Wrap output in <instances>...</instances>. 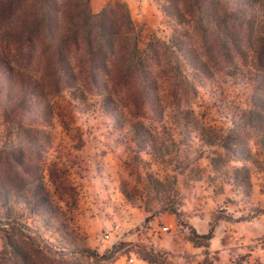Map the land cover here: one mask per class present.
<instances>
[{"label":"rangeland","instance_id":"1","mask_svg":"<svg viewBox=\"0 0 264 264\" xmlns=\"http://www.w3.org/2000/svg\"><path fill=\"white\" fill-rule=\"evenodd\" d=\"M31 1L0 0V84L23 68L36 83L23 106L0 100V203L19 186L42 184L44 199L64 212L66 238L76 244L56 256L80 264H125L128 257L135 264H264V172L242 159L241 151L249 147L252 158L261 160L252 145L258 130L236 127L230 151L197 139L186 146V137L172 125L180 111L197 125L224 127L221 110L243 106L251 92L248 83L223 85L213 79L218 75L214 47L202 52L194 28L171 23L168 0L88 1L93 13L108 8L103 21L110 34L124 27L119 3H126L153 74L149 95L126 71L118 49L113 53L106 42L96 54L103 79L88 76L86 61L66 82L59 71L39 63L44 56L40 46L28 52L19 34L5 28L21 20L11 13L9 21L6 8L12 5L18 12ZM77 2L59 0L58 17L52 19L56 31L69 22L63 9L74 14ZM175 27L178 39L172 36ZM173 41L179 48L171 47ZM186 49L192 50L197 70L189 76L185 71L187 80L180 75L184 65L179 63L177 72L175 55H170ZM83 52L74 45L64 49L74 62ZM6 126L17 128L20 144L6 139ZM155 179L164 183L161 194ZM22 201L16 210L26 218ZM161 201L177 213L161 212ZM27 222L37 225L35 219ZM4 247L0 233V253Z\"/></svg>","mask_w":264,"mask_h":264},{"label":"trees","instance_id":"2","mask_svg":"<svg viewBox=\"0 0 264 264\" xmlns=\"http://www.w3.org/2000/svg\"><path fill=\"white\" fill-rule=\"evenodd\" d=\"M88 1L79 0L75 5L78 10L74 14L70 11L66 13L63 9L62 16L69 17V22L57 31L53 28L52 19L58 17L54 11L59 0H32L22 5L18 12L17 8L10 5L6 8L8 13L5 17L12 21L9 15L13 13L14 16L21 18L20 25H15L12 21L7 23L5 28L10 34L14 31L19 34L21 41H25L28 52L40 46L44 56L43 59L37 58L39 63L59 71L66 82H69L70 77L74 78L75 68L84 66L86 61L89 64L84 70L88 76L94 81L102 80L103 75L96 65L98 60L96 54L98 47L106 42L112 47L113 53L114 47L118 49L122 62L128 66L126 71H131L133 79L144 89L143 93L149 95L147 85L152 80L153 74L144 62L145 49L139 46L140 33L135 28L126 3L123 1L119 3L123 9L121 18L124 20V27H120L112 35L104 31L103 17L108 8L93 13ZM168 1L173 4V8L167 6L165 10L171 23L176 22L179 26L187 25L188 29L194 28L202 52H208L209 48L214 47L216 56L214 55L212 61L217 67L218 75L215 76L220 78L214 76L213 79H220L223 85L232 83L240 86L248 83L251 89L243 106L224 107L221 110L224 127L197 125L188 115L179 116L182 113L177 111L172 119L174 130L177 129L178 133L190 139L184 140L186 146H191L197 139L202 145L219 146L231 151L235 147L233 142H235L236 127H256L258 136L252 145L255 153L258 152L262 158L261 160L255 156L252 158L251 149L248 147V151L241 148L244 152L242 159L253 162L264 172V0ZM2 25L3 22L0 26ZM188 31L184 32L188 34ZM172 36L177 39L181 36L179 28H174ZM171 43L173 49L179 48L176 42ZM70 45L84 49L76 62L64 53L66 46ZM179 51L178 54L170 52V55H175L177 72L180 70L179 63L184 65L186 70H180V75L187 80L185 71L188 76L197 72L193 64L194 58L190 56L193 52L190 49ZM220 56H223L224 62L218 61ZM238 62L243 63V67H238ZM221 64L224 65L220 66ZM28 71L24 68L17 69L14 74L9 73L7 82L0 84V100L4 105L19 107L26 103L28 95L36 85L32 77L33 73ZM30 72L32 75L29 74ZM197 79L199 80V77ZM117 102L120 103L119 100ZM5 128L6 139L10 143L20 144L21 137L17 128L14 126ZM152 147L157 150L159 144L154 142ZM154 181L161 186L156 188V191L163 193L164 183L157 179ZM19 187H21L20 191L10 197H3L0 203V233L5 237V247L0 253V264H80L78 260L71 261L65 255L56 256L64 248L76 246L73 239L65 236L66 226L62 209L58 208L55 202L53 204L44 199L42 184L29 182ZM21 199L29 211L26 218L16 210ZM162 203L161 201V212L177 213L175 206ZM27 218L37 221L35 228L29 225ZM45 231H49L48 237H45ZM32 237L35 243L29 242Z\"/></svg>","mask_w":264,"mask_h":264},{"label":"built area","instance_id":"3","mask_svg":"<svg viewBox=\"0 0 264 264\" xmlns=\"http://www.w3.org/2000/svg\"><path fill=\"white\" fill-rule=\"evenodd\" d=\"M163 230H166V227H163ZM106 238L109 237V235H105ZM135 259L133 257L126 258L125 264H135Z\"/></svg>","mask_w":264,"mask_h":264}]
</instances>
